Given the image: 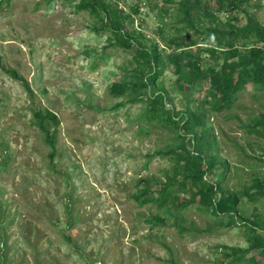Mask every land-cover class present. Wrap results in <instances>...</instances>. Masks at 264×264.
Returning a JSON list of instances; mask_svg holds the SVG:
<instances>
[{"label":"rangeland","instance_id":"1","mask_svg":"<svg viewBox=\"0 0 264 264\" xmlns=\"http://www.w3.org/2000/svg\"><path fill=\"white\" fill-rule=\"evenodd\" d=\"M106 1L126 17L131 48L96 32L98 18L67 0H0V264H264V250L249 249L251 223L264 238V127H255L264 88L250 83L229 109L212 112L208 87L189 82L186 67L219 70L230 47H252L254 39H215L210 30L264 23V0L240 9L194 0L190 23L182 0ZM138 47L160 56L161 74L144 91L165 95L160 120L148 100L111 92L149 73ZM37 105L60 122L53 159ZM189 111L203 118L187 132L165 122L182 126ZM194 148L214 159L207 179L239 196L238 225L215 217L201 196L183 208L153 202L177 166L164 153Z\"/></svg>","mask_w":264,"mask_h":264},{"label":"trees","instance_id":"2","mask_svg":"<svg viewBox=\"0 0 264 264\" xmlns=\"http://www.w3.org/2000/svg\"><path fill=\"white\" fill-rule=\"evenodd\" d=\"M75 3L76 11L87 10L98 18V25L93 28L96 32L109 31L114 34L118 42L124 48H131L132 41L124 32L125 18L123 13L118 11V5H114L106 0H67ZM194 0H182L181 9L187 22H191V13L194 9ZM229 4L235 8L243 7V0H228ZM225 34L240 38L241 40L254 39V44L250 48H234L230 47L223 59V63L219 70L209 68L205 70L195 62L187 63L188 81L200 88L207 86V103L212 112H221L231 107L234 99L242 92L250 83L264 88V23L257 18L250 17L249 22L243 28H235V26H215L210 30L213 38L217 39ZM138 53L143 59H146V68L149 73H141L136 81H124L112 85L111 92L115 96H124L126 94H134L131 102L148 100L150 104L149 115L151 118L159 119L161 116L160 108L166 105L167 100L162 93H152L147 96L144 91L153 83L155 78L161 74L155 69L159 66L160 56L157 49L147 50L138 47ZM178 73H181L180 66L176 65ZM154 70V71H153ZM9 74L17 80L23 81L29 96L33 99L34 92L29 83L24 80L16 72L9 71ZM34 117L36 124L45 134V140L51 149L50 158L56 155V128L59 125L57 115L50 111L44 110L38 105L36 106ZM202 115L189 111L185 117L184 124L181 126L177 120L168 116L165 122L173 124L178 130L186 132L199 124ZM160 120V119H159ZM163 122V121H161ZM264 127V115L255 123V127ZM54 128L53 131L51 129ZM165 155H174L177 166L173 176L169 177L165 183H162L159 190V196L153 199L158 206H165L170 202L186 207L194 202L196 196H201L200 204L209 209L215 217L229 216L232 217V223L238 225L237 216L240 198L236 194H223L220 189V180L213 182L207 179V175L213 170L214 159H207L197 149H185L179 153L177 151H168ZM205 166V167H204ZM188 190L191 193L190 199H181L176 197L173 192ZM264 194V192H261ZM149 190H144L142 195L148 196ZM247 194V193H246ZM252 198V196H250ZM137 199H140L138 196ZM156 222L164 220L155 216ZM254 223L249 226L257 235L255 243L249 248L264 250V238L259 234L260 229L253 227ZM240 252L239 250H235ZM248 251V250H247ZM241 251V252H247ZM175 264V262H172Z\"/></svg>","mask_w":264,"mask_h":264}]
</instances>
